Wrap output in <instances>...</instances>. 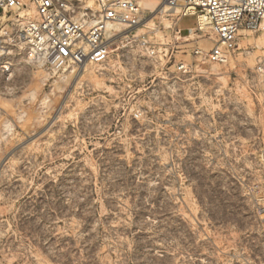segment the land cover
I'll return each instance as SVG.
<instances>
[{
    "label": "rangeland",
    "instance_id": "rangeland-1",
    "mask_svg": "<svg viewBox=\"0 0 264 264\" xmlns=\"http://www.w3.org/2000/svg\"><path fill=\"white\" fill-rule=\"evenodd\" d=\"M144 7L103 64L37 61L33 7L3 18L0 264H264V33L211 64Z\"/></svg>",
    "mask_w": 264,
    "mask_h": 264
},
{
    "label": "built area",
    "instance_id": "built-area-1",
    "mask_svg": "<svg viewBox=\"0 0 264 264\" xmlns=\"http://www.w3.org/2000/svg\"><path fill=\"white\" fill-rule=\"evenodd\" d=\"M146 1L149 0H0V26L6 14L21 11L29 3L36 18L20 27L19 37L30 57L43 63L59 60L73 65L103 64L110 57L111 45L144 27L146 15L157 9L144 7ZM159 2L163 6L157 15L194 18L199 37L211 32L213 46L204 55L211 64L226 63L241 31L264 33V0ZM199 18L209 24L208 29H200ZM116 27H124L127 34L120 36ZM195 54L202 52L196 50ZM9 68L4 64L1 70L4 73ZM256 73L264 82V56L258 60Z\"/></svg>",
    "mask_w": 264,
    "mask_h": 264
},
{
    "label": "bare ground",
    "instance_id": "bare-ground-1",
    "mask_svg": "<svg viewBox=\"0 0 264 264\" xmlns=\"http://www.w3.org/2000/svg\"><path fill=\"white\" fill-rule=\"evenodd\" d=\"M162 4V3H161ZM163 6V5H162ZM155 8V7H154ZM199 26H200V29L204 30V29H208L209 27V24L207 22H205L203 20V18H199ZM198 30V29H197ZM243 32V31H241ZM240 36V34H239ZM262 46H264V41L262 42Z\"/></svg>",
    "mask_w": 264,
    "mask_h": 264
}]
</instances>
